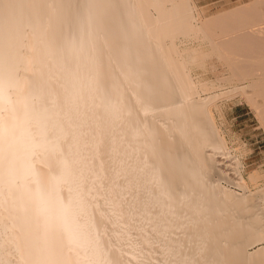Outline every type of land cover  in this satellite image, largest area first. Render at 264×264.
Returning <instances> with one entry per match:
<instances>
[{"label":"bare ground","instance_id":"bare-ground-1","mask_svg":"<svg viewBox=\"0 0 264 264\" xmlns=\"http://www.w3.org/2000/svg\"><path fill=\"white\" fill-rule=\"evenodd\" d=\"M254 13L0 0V264H264V188L222 185L214 117L241 96L264 127Z\"/></svg>","mask_w":264,"mask_h":264},{"label":"rangeland","instance_id":"rangeland-1","mask_svg":"<svg viewBox=\"0 0 264 264\" xmlns=\"http://www.w3.org/2000/svg\"><path fill=\"white\" fill-rule=\"evenodd\" d=\"M192 2L203 20L213 19L224 13H233L237 9L246 7L253 8L255 17L264 12V9L258 11L254 0H192ZM207 63L208 70L198 71L197 74L210 76V78L218 77L221 74V64L218 60L212 58ZM223 98L217 101L221 106L222 114L218 115L214 113V110L213 113L216 126L227 144L229 157L226 159L217 158V160L220 168L226 172L231 181L228 183L221 181V183L237 194L242 193V190L236 185L241 177L247 189L251 191L256 187L264 188V127L251 105L243 97L235 96L228 100ZM220 116L221 118H219ZM253 173L255 179L250 180L249 176ZM259 247L261 246L250 249V252Z\"/></svg>","mask_w":264,"mask_h":264}]
</instances>
